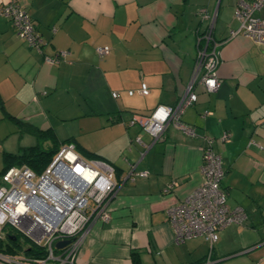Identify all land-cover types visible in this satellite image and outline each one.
<instances>
[{
    "label": "crops",
    "instance_id": "1",
    "mask_svg": "<svg viewBox=\"0 0 264 264\" xmlns=\"http://www.w3.org/2000/svg\"><path fill=\"white\" fill-rule=\"evenodd\" d=\"M10 2L28 12L43 46H29L0 16V109L55 130L45 112L48 93L59 92L60 112L78 118L66 143L114 167L109 217L88 223L76 264H264V46L239 30L237 0H0V6ZM255 15L264 18V7ZM101 46L109 47L102 57ZM213 48L220 84L208 91L196 82L197 98L181 116L195 135L169 123L155 140L128 123L132 112L175 105L198 52ZM60 51L69 54L46 61ZM142 83L147 94L138 91ZM81 107L83 114H73ZM223 135L214 143L225 170L221 186L228 206H242L246 219L220 229L212 244L203 236L178 243L168 209L202 182L204 136ZM131 165L148 174L131 176Z\"/></svg>",
    "mask_w": 264,
    "mask_h": 264
},
{
    "label": "built area",
    "instance_id": "2",
    "mask_svg": "<svg viewBox=\"0 0 264 264\" xmlns=\"http://www.w3.org/2000/svg\"><path fill=\"white\" fill-rule=\"evenodd\" d=\"M261 7H264V0H237L233 14L240 22L239 30L264 46V18L255 15ZM0 16L10 20L17 35L29 46L41 51L43 41L25 9L10 2L0 6ZM96 50L102 57L109 52V47L101 46ZM68 54V51H60L55 57L46 56L45 59L53 63ZM217 65L215 48L208 53L199 51L192 79L176 104H159L149 114L134 112L128 123L139 125L155 140L162 137L169 123L186 134L195 135V129L183 122L181 116L197 98L196 82L208 91L219 86ZM138 91L149 92L145 83ZM128 93L133 91L128 90ZM112 95L118 93L114 91ZM204 139L200 165L202 182L168 209L174 240L178 243L203 236L212 244L220 229L231 223L242 224L246 219L242 206H228L226 192L221 186L224 167L214 143L224 141L225 135L217 139L204 136ZM133 174L146 176L148 172L134 171L131 165L130 175ZM0 181V233L5 226H10L44 251L37 256L0 254L1 259L13 264H76L88 223L108 219L109 200L118 185L112 165L100 159L83 158L73 143L61 145L41 171L36 172L27 165H14L1 173ZM66 239L68 243L56 247L58 241Z\"/></svg>",
    "mask_w": 264,
    "mask_h": 264
},
{
    "label": "rangeland",
    "instance_id": "3",
    "mask_svg": "<svg viewBox=\"0 0 264 264\" xmlns=\"http://www.w3.org/2000/svg\"><path fill=\"white\" fill-rule=\"evenodd\" d=\"M51 92L52 91H50L47 95V101H49V99H52L51 102H49L51 107L45 112L46 114H49V118L52 119L55 124V130H51L53 132V136L51 137L42 138L36 136L35 134L28 133L25 130V126L21 122L14 119L12 116H9L8 112H3V110L0 109V175L1 170L4 166V152L21 153L24 148L36 145L41 148L47 149L54 145H61L70 140L72 141V139H69L70 137H68V134L70 133L69 126L74 125V122L78 118L73 119L72 117H64V115H71L60 112L62 108L60 100H58L60 97V93L56 92L55 95H52L53 92L52 94ZM70 95L71 94H69L68 96H61V98L70 100ZM71 99H73V97ZM77 99H79L80 101L81 98L79 97ZM74 108L76 107L74 106ZM83 110H85L84 107H81L79 109V112L76 113L75 110V113L73 114H76V116H78L77 114H83V112H85ZM20 165L26 164H15V166Z\"/></svg>",
    "mask_w": 264,
    "mask_h": 264
},
{
    "label": "trees",
    "instance_id": "4",
    "mask_svg": "<svg viewBox=\"0 0 264 264\" xmlns=\"http://www.w3.org/2000/svg\"><path fill=\"white\" fill-rule=\"evenodd\" d=\"M12 27L16 32L15 27L13 25ZM34 28L35 31L38 33V35L41 37L35 24H34ZM41 46H43V42ZM22 124L25 126V130L28 133L35 134L38 137L44 138V137L53 136V132L49 128L39 129L29 123H22ZM60 146L61 145H54L52 147L44 149L36 145V146H29L24 148L21 153L4 152L3 154L4 166L1 170V173H3L8 167L12 165L14 166L15 164H22V163L28 165L34 171L39 172L48 165L53 155L57 152ZM1 234H2V237L0 238L1 252L10 254V253H16L21 250V252H23L25 255H35V256L42 254L44 252L42 248L34 245L29 239H27L25 236H23L21 233L17 232L15 229H13L10 226H5L2 232L0 233V235Z\"/></svg>",
    "mask_w": 264,
    "mask_h": 264
},
{
    "label": "water",
    "instance_id": "5",
    "mask_svg": "<svg viewBox=\"0 0 264 264\" xmlns=\"http://www.w3.org/2000/svg\"><path fill=\"white\" fill-rule=\"evenodd\" d=\"M69 242V240H61V241H58L57 243H56V247H62L63 245H65L66 243H68Z\"/></svg>",
    "mask_w": 264,
    "mask_h": 264
}]
</instances>
